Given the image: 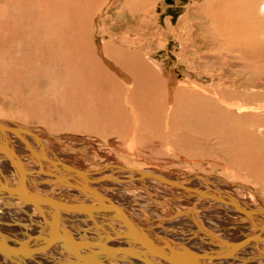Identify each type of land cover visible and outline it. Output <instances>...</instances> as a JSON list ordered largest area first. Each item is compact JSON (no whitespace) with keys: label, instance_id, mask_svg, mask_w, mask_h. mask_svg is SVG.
<instances>
[{"label":"bare ground","instance_id":"bare-ground-1","mask_svg":"<svg viewBox=\"0 0 264 264\" xmlns=\"http://www.w3.org/2000/svg\"><path fill=\"white\" fill-rule=\"evenodd\" d=\"M83 1L0 0V85L7 86V80L10 78L18 83H21L20 81L23 80L24 75L26 74L27 76L28 73L30 76L40 72H43L44 74L51 73L50 79L51 81H54V86L63 87L60 92L57 88L52 86V90L53 88L57 89V94L59 92L61 93L58 94L60 95V98L56 99L55 97L57 95L52 98H54V100L56 101L55 104H60L56 106H58V108L61 107L62 112L60 111L59 115L61 116L62 113V117L66 116L63 117L65 122H68L69 117H71L72 114L74 115L75 112L82 113L81 111L77 112V110H75L77 108L79 110V105H77V107L73 109V103H79L80 96H78L79 98L76 96V98H78L76 101L75 94L81 95L83 90L85 89L89 92V94H92V97L99 101V98L101 96H107V91L111 90L110 86L116 88L115 83L117 81L115 82V80L121 77L122 81L120 82L121 85L117 86L118 89L122 88L123 90H125L126 96L128 93H130L129 91H132L131 89H128L129 86L124 85L128 83V81H126L127 76H125L124 73L120 72L116 66L110 65L111 67L108 68V70H110L111 68L112 72H106V79L108 78V82H106L104 80L105 76L101 74L103 70L105 71V68L102 65L103 63H101L102 61L99 60L100 58L98 56L96 47H94V43L92 44V46L91 43H89L90 45H88V47H85L83 40L77 36L78 32L80 31L79 16L84 13L86 15L87 13L85 7H83L82 5V3H84ZM87 1L88 0H85L86 4ZM85 3L84 6L88 5L89 7V4L85 5ZM89 3L91 4L95 2L91 1ZM197 3H194L193 1V4H195V10L193 11L202 9V12L198 11V13H196L195 16L193 15L192 17L196 18V16H198L199 19L200 14H202L200 19L209 20L210 22V24L206 23V27L203 26L204 28H202L201 26V29H199V31L205 38L206 43L208 42V40L214 39L217 40L223 48H225L223 44H227L233 50H241L240 52L238 51V55L234 54V59L229 60H227L228 54H219L220 52L216 53L219 49H217V51L214 50V53L216 54L211 55L206 53L205 57L203 56L206 60L204 61L203 59V63H208L209 61V63L217 61L220 63V65L231 63L228 66L234 67L236 72H242L246 70L248 62L246 61L245 52H247L248 50L244 48L243 50L241 49L242 43L244 41L242 37L253 35L258 29L259 23L262 26L261 18L263 16L264 0H202L201 4L199 2ZM91 5L94 6V4ZM92 6L90 7L93 8ZM88 10L89 12H92V9L89 8ZM186 13H188V11ZM189 29L191 28L189 27ZM72 31H76V33L72 35ZM230 36L233 37L231 39L235 38L239 41L234 42L233 45H230V43L228 44L227 41L230 40L228 39ZM116 43H114L118 45L116 46V50L108 51L107 54H109L116 61V64L119 63V65L126 68V71L129 70L128 72L135 73L136 70L133 68L136 67V65H140L138 63L136 64L129 61V57L126 58L123 52V44H118L117 38ZM112 47L115 48L114 45ZM257 49L258 48H256L255 50ZM227 50H229V48ZM239 53H241L242 55ZM222 58H224L225 60L222 61ZM259 58L261 57H258V59H256L259 60ZM226 61H228V63ZM258 62L260 63V60ZM141 65L144 68L147 67L145 66V64ZM152 65L155 67L156 64ZM157 67L161 69L159 65H157ZM150 68L152 69V74L155 75L153 76L156 78L158 74V68ZM150 68L148 69L150 70ZM233 70L234 69H232V71ZM143 71L140 72L142 73ZM142 74L140 75L142 76ZM30 76L28 80L31 81L30 78L32 77ZM134 77H136V75H134ZM27 78L28 76L26 77V79ZM155 78L153 80H155ZM134 81H136V79ZM170 85L172 86V84H169V86ZM106 86L110 89H108ZM144 87L146 90L147 86ZM73 88L74 90H72ZM106 88L107 90H105ZM130 88H132L133 90L135 89L134 86H130ZM63 91H65V93H63ZM200 92L201 91H199V93ZM202 92L204 91L202 90ZM199 93L197 94V96L199 95ZM38 94L39 93L36 94L35 92V95ZM72 94H74V97L72 96ZM111 94L113 93L111 92ZM192 94L194 93L192 92ZM47 95L48 94L42 95V97L44 96L45 98H47ZM53 95L54 94L52 93L51 96ZM62 95L64 96L62 97ZM51 96L49 98H51ZM71 96L75 100L72 99L74 102L72 101L70 102V104H72L68 105L66 101H70ZM82 96H86V94L84 95L83 93ZM27 97L29 96L27 95ZM92 97H89L88 101L92 99ZM115 97L116 96H114V98ZM182 97L183 95L181 96V98ZM35 98L38 99V97ZM45 100L47 99H44V102ZM80 100H82L83 102L82 98H80ZM59 101H62L63 104L61 105ZM93 101L91 102L93 103ZM53 102L50 103L53 104ZM117 102L118 101H116V103ZM50 103L47 102V104ZM40 104L43 103L41 102ZM87 104L88 103H86V105ZM97 104L99 105V103ZM128 105L126 106L125 103L124 106H122L128 107ZM140 105L141 103L139 104V106ZM222 105L223 104H221L220 106ZM24 106H26V103ZM43 106H45V104ZM94 107L96 106L94 105ZM112 107H114V104H112ZM132 107H134L133 104ZM238 107H240V104ZM90 108H92L95 113L98 109L96 108L95 110V108L93 109V107L91 106ZM253 108L255 109L256 107ZM50 109L51 108H49V110ZM52 109L51 111H53ZM135 109L136 108L134 107V110ZM23 110L25 111L24 108L22 109V111ZM58 110L57 113H59ZM87 110L86 112H88ZM225 110L227 109L225 108ZM127 111L129 114V110ZM44 112L46 111H43L42 115H44ZM63 112H65L66 115H63L65 114ZM92 113L94 116V112ZM31 114L33 117V113ZM35 115L37 116L34 117L35 119L45 122L46 116H38L37 113ZM86 115L88 114L86 113ZM86 115H83V117H81L82 115H79L78 117L83 119ZM102 115L99 116L102 117ZM123 116H127L125 115V112L123 113ZM86 118L88 119V116H86ZM108 119L110 120L111 118ZM10 120H12V118L0 120L1 127L4 125V121L10 122ZM60 120L62 121V119ZM64 121H62V123ZM73 121L75 120L73 119ZM78 121L80 122V120ZM117 123L119 124L120 122ZM6 124L7 123H5V125ZM13 124L19 125L20 129L22 130L25 129L24 127H21V125L18 124V122H16L15 120H13ZM5 128L6 131H8V127L5 126ZM92 128L94 129V127ZM126 128H128V126ZM77 129H79V127ZM112 129L113 128L111 127L110 131H112ZM26 132L28 134V129L26 130ZM128 132L129 130L127 131V133ZM261 132L262 131H260V133ZM17 135L18 133H16V136ZM16 136L14 135L13 137ZM18 136L20 137V135ZM13 137L11 138V140H7L6 136H4L3 138L0 136V243L6 244L12 248H15L16 250H22L32 248L35 244L38 243L40 238L42 239L43 237L45 238L47 236H50L52 239H49L48 242H45L38 249L33 251V253L35 254L36 251H39L45 246L50 245V248L52 250H56L54 251V253L56 254H50L47 252V255L45 254L47 258L44 257V260L48 263L47 260H51L52 258L55 264L58 261H62L60 262L61 264H181L178 259L173 258L167 253L151 252L150 245H157L159 247L167 249L171 248V250L173 251H177L179 249V252H181V255H179V257L188 258L194 255V257L192 256V258L194 260L193 262L195 263L199 260L201 261V259H207L211 257L214 258H211L209 260H212L215 263L218 261H220V263H224L223 261L231 260V255L235 254L236 256L238 255L241 259L244 258V260L242 259L243 261H241L240 259V261L244 262V264H264V208L258 207L255 202L253 203V200L251 201L250 195V198L248 197V195H246V197L242 196V192H240V189H242L244 185H241V183H232L229 180H224L223 178L218 177L219 180H221V182L219 181L220 183L224 181L227 184H233V186H236L232 189L226 188L228 189L227 191L224 189L225 186H223L222 184L218 183L219 185H211L210 183H208V179H206L207 177H202L201 180L199 178L196 179L194 184H192L193 182L191 183V179L188 180L182 178V180L186 181L185 185L187 187H185L188 188L186 190L192 191V197H190L193 198V201L192 203H190L186 201L188 198L186 200L183 198L189 197L190 194L186 195L185 193H181L182 195H179L177 194V191L175 195L176 198L171 197L169 196V194L171 195L172 192H165L166 189L163 188L165 186L162 187L163 189H165L164 191L163 189H161V187L157 186L156 183L152 182L149 179V177L157 179L154 177L155 174L158 175V173L161 172L162 175V173H164L163 171L147 167L145 169H140V171L138 172H134L126 168L122 163H116L114 165L117 166H113V164L112 166H110L109 164V167L103 165V167H101V169L99 170H96V172L88 173L82 170V168L80 167L77 168L76 165L72 166L71 164H69V162L64 159L65 157L63 158V155L59 156L53 154L50 146L44 145V143L41 142L38 138H35L34 135L25 136L27 138L23 136L26 140L24 138H21L25 140V144L28 141V144L30 143V147H26L27 144L23 145L24 142L19 141L21 139L15 140L13 139ZM129 137L130 136H128V139ZM13 140L15 142H13ZM3 148H5L6 150ZM42 149H44L45 151ZM263 164L261 163V165ZM106 167H108V170L104 171ZM125 175L128 177H126ZM177 176L181 177L179 175ZM123 177L127 179L124 180ZM172 177L174 178L175 176ZM119 178H122L124 181L120 183L118 181ZM123 184L124 187L128 186V188H130V190H127L128 188L123 189L122 192L126 190V194H121L120 187H122ZM262 187L264 190V186ZM133 188L136 190H140L141 192L135 191ZM234 188H236L237 191L234 190ZM243 189L247 190V192L251 191L252 194L254 193L256 195L255 191H253L250 187H244ZM170 190H172V188ZM229 190H231L233 193L229 192ZM131 191L134 193L133 195L136 196L137 194L136 197L140 202L134 199ZM77 193L82 194V199H79V196L76 195ZM119 194L123 196H120ZM139 194H142V196ZM43 195L47 196L46 198L48 199V205L50 204L49 207L52 208L50 218L45 219L44 217V219H42L39 215L40 217L39 219H37H41L40 223H32L31 225H27V223L25 224L24 222L27 221V219H22L23 221L25 220L24 222L21 220V218H23L26 213L25 211H29L28 215L29 213L34 214V211H36L33 207V205L35 204L34 199L38 198L39 200H42L44 199ZM63 195L65 196V198ZM121 197H127V199L125 198V200H130V202L123 201ZM144 200L148 202L146 203ZM191 204H195V208L191 206ZM76 206H79V208L82 207V210L76 209ZM112 206L114 208H112ZM23 207H25V211ZM21 210L24 212H21ZM22 213L24 214L22 215ZM8 214L12 216V220L14 222L16 221V226L14 229L11 228L8 220L5 218H9ZM212 216L214 218H212ZM79 220L83 221L80 222ZM210 224L217 227L219 226V228L221 229L225 228V230L223 232H220L221 229L219 230L213 228V226H210ZM29 231L33 232L29 234ZM227 234L232 236L235 235V237L237 238L230 239L228 238ZM66 238H69L70 241H72V245H70L69 241L65 240ZM241 243L246 244L241 245ZM233 244L240 245L234 246V250L229 252L230 254H225L227 256L222 255L223 253L228 251V249ZM69 251L70 256L69 254L67 255ZM38 253L41 255L40 251ZM62 253H64L65 255ZM215 253L216 255H214ZM0 255H3L2 257L6 256V258L8 259L15 257L17 258V256L8 255L1 250ZM198 255L201 257H199ZM66 256L68 257V260H71L68 261L66 259ZM176 257L178 258V256ZM62 259H66L67 261ZM210 262L211 261H209V264ZM214 262H211V264H214Z\"/></svg>","mask_w":264,"mask_h":264},{"label":"rangeland","instance_id":"rangeland-1","mask_svg":"<svg viewBox=\"0 0 264 264\" xmlns=\"http://www.w3.org/2000/svg\"><path fill=\"white\" fill-rule=\"evenodd\" d=\"M88 1L95 2L91 3L94 4V6H92ZM88 1L87 4H89V7L85 3V0L83 2L87 6H84V3H82L87 13L86 15L84 13L79 16L80 31L78 32L77 36L83 40L85 47H88V45H90L89 43H91V46L94 43V47H96L98 56L100 58L99 60L102 61L101 63H103L102 65L105 68V71L103 70L105 74L103 73V71L101 73L103 76H105L104 80L108 82V78L106 79V72H112V69L110 68V71L108 70V68L111 66H116L120 72L124 73L125 76H127L126 81H128V83L124 85L129 86L128 89H131L133 92L129 91L130 93L127 94V97L125 94V90H123L122 88L118 89L117 86L121 85V77L115 80V82L117 81L115 83L116 88L110 86L111 90L107 91V96H101L99 98V101L92 97V94H89V92L85 89L83 90L82 94L84 93V95L86 94V96H89L86 97L82 96V94H75V99L77 101V99L79 98L78 96H80V98L83 99V102L87 101L86 103L89 104H87L89 107L85 102L84 104L79 98L80 104L75 101L76 103H73L75 105H73V109H75L77 105H79V110L78 108L75 110H77V112H82H78L80 116L82 115L81 117H83V115H86L87 113L88 115L86 116H88V119L86 118V116H84L85 118L83 119L78 117V113L75 112L74 115L72 114L71 116L73 118L69 117L68 123L65 122L63 118L66 116L62 117V113L61 116L59 115L60 111L62 112V110L61 107L58 108V106L56 105L60 104H55L56 101L54 100V98H52L56 95V99L60 98V95L58 94L61 92L63 87L54 86V81H51L50 79L51 73L44 74L43 72H40L31 76L28 73L27 79L26 74L24 75V77L22 76L23 80L20 81L21 83H18L10 78L7 80V86L0 85V120H5L8 118H12V120H10V122H3L4 125L5 123H7L5 126L8 127V131H6V128L3 125L0 128V136L2 138L6 136L7 140H11V138L14 135L16 136V133H18L20 137L18 135V137H13V139L18 140L24 138L27 135H34V137L38 138L41 142L44 143V145L50 146L53 154L59 156L63 155V158L65 157L64 159L68 161L69 164H71L72 166L76 165L77 168L80 167L82 168V170L88 173L96 172V170L101 169L103 165L109 167V164L110 166H112L113 164V166H117L114 165L116 163H122L126 168L134 172H138L140 171V169H145L147 167L163 171L164 173H162V175L161 172L158 173V175L155 174L154 177L157 179L151 177H149V179L152 182L156 183L157 186L161 187V189L165 188L166 191L165 189H163L165 192H172L171 195L169 194V196L175 198L177 191V194L179 195L185 193L186 195L190 194L189 197H192V191L186 190L188 189L185 185L186 181L182 180V178L188 180L191 179V183L193 182L192 184H194L196 179L199 178L201 180L202 177H207L206 179H208V183H210L211 185H216L218 183L222 184L223 186H225L224 189L227 191L228 189L236 187L233 186V184H227L224 181L220 183L221 180H219V178H223L224 180H229L232 183H241V185H244V187H250L253 191H255L256 195L254 193L252 194L251 191H249L250 193L247 192V190L243 189L244 187H242V189H240L241 191H239L242 192L241 194L244 197L248 195V197L250 198L251 196V201L253 200V203L255 202L258 207L264 208V190L262 187L264 186V10L263 16L261 18L262 26L259 23L258 29L253 35L242 37L244 41L242 43L241 49L243 50L244 48L248 50L247 52H245L248 66L246 70L242 72H236L234 67L228 66L231 63L225 65H220V63L217 61L211 63H209L210 61L208 63H203V59L206 53L211 55L219 52V54L223 55L228 54L227 60H229L234 59L235 55H238V51L240 52L241 50H233L227 44H223V46L225 47L223 48L218 43V41L214 39L208 40V42L206 43L205 38L203 37L199 29H201V26L202 28L206 27V23L210 24L209 20L200 19L202 14H200L199 19L198 16H196V18L192 17L193 15L195 16L198 11L202 10L199 9L198 11H193L195 10V4H193V1L194 3L199 2L201 4L202 0H172L173 2L171 1L169 3L166 2V0ZM90 6H92L93 8H91ZM87 8L92 9V12H89ZM187 11L188 13H186ZM189 27L191 29H189ZM82 32L84 35L82 34ZM75 33L76 31H72V35H74ZM116 38L118 44H123V46H121L123 47V52L126 58L129 57V61L136 64L138 63L140 65H136V67L133 68L136 70L135 73L138 74H135L134 72H131V74L130 72H128L129 70L126 71V68L119 65V63L116 64V61L109 54H107L108 51L116 50V46H118L116 45ZM231 38L233 37L230 36L228 38L230 40L227 41V43H230V45H233L234 42L239 41L235 38ZM113 42L116 44H114ZM113 45L115 46V48L112 47ZM228 48L229 50H227ZM256 48L258 49L255 50ZM217 49H219L220 51H217ZM214 50H216L217 52L214 53ZM252 51H255L256 53H253ZM258 57H261L259 58L260 63L258 62L259 60H257ZM222 59V61L225 60L224 58ZM204 61L206 60L204 59ZM226 62L228 63V61ZM141 64H145V66L147 67L144 68ZM152 64H156L155 67ZM157 65H159L161 69H159ZM150 67L154 69L158 68L157 73L159 75L157 74L156 78L154 77L155 75L152 74V69ZM148 68H150V70ZM232 69L234 70L232 71ZM140 71H143V74ZM144 72L146 77L144 75ZM133 73L134 75H136V77H134ZM140 74H142V76L144 77H142ZM29 76L32 77L30 78L31 81L28 80ZM36 76L39 80L36 78ZM153 77L155 78V80H153ZM135 79L136 81H134ZM169 84H172V86H169ZM52 86L57 88L60 92L57 94V89L53 88L52 90ZM130 86H134L135 89L133 90L132 88H130ZM144 86H147L146 90ZM107 88L110 89L109 87ZM107 88L105 90H107ZM47 89L49 92L47 91ZM72 90H74V88ZM202 90L204 92H202ZM31 91L34 95L31 93ZM199 91L201 92L199 93ZM35 92L36 94H39L35 95ZM111 92L113 94H111ZM192 92L194 94H192ZM43 93L48 94V97H42V95H45ZM52 93L54 94L53 96H51ZM63 93H65V91H63ZM198 93L199 98L197 96ZM49 94L51 98H49ZM27 95L29 97H27ZM182 95L183 97L181 98ZM63 96L64 95H62V97ZM72 96L74 97V94H72ZM72 96L70 101H66L68 105H71L72 103L70 104V102L75 100L74 98H72ZM76 96L78 98H76ZM114 96H116L117 98H114ZM35 97H38V99ZM89 97H92V99L88 101ZM44 99L47 100H45L44 102ZM30 100L32 103L30 102ZM46 101L49 103H52L53 101L55 102H53V105L51 103L47 104ZM91 101H93V103ZM116 101L118 102L116 103ZM41 102L43 104H40ZM25 103L26 106H24ZM59 103H61V105L63 104L62 101H59ZM97 103H99V105ZM110 103L114 104V107H112V104ZM123 103H126V106L129 104L128 107L125 106L127 109L123 107ZM138 103H141V105L139 106ZM44 104L45 106H43ZM132 104L136 108L135 110L134 107H132ZM221 104L223 105L220 106ZM239 104L240 107H238ZM49 105L53 106L51 107ZM94 105L96 107H94ZM39 106L41 109L39 108ZM48 106L51 109L53 108V111H51V109L49 110ZM90 106L93 107V109L95 108V110L96 108H98L97 110L100 111L96 110L95 113V111H93ZM253 107L256 108L254 109ZM21 108H24L25 111H22ZM122 108L125 110H123ZM225 108L227 110H225ZM42 110L46 111L43 113L44 115H42ZM57 110L59 113H57ZM86 110L88 112H86ZM103 110H105L106 112ZM122 110L123 113L125 112V115L127 116H123ZM127 110H129L130 116ZM92 112H94V116ZM31 113H33V117ZM36 113L38 116H46L45 122L35 119L34 117L36 116ZM133 113L135 116L133 115ZM109 114L113 117H110ZM63 115H66V113ZM99 115H102V117ZM108 118L111 119L109 120ZM60 119L64 121V124ZM73 119L75 121H73ZM13 120L18 122V124H20L21 127H24L25 129L22 130L20 129L19 125L13 124ZM78 120H80V122ZM117 122H120L121 124H118ZM128 124H130L131 126ZM127 126L128 128H126ZM78 127L79 129H77ZM92 127H94V129ZM111 127L113 128L112 131H110ZM27 129L29 131L28 134L26 132ZM128 130L130 132V135L129 132L127 133ZM260 131H262V134L260 133ZM128 136H130L129 139ZM25 140L21 139L19 141H23V145L27 144L26 147H30V143L28 144L27 141L25 144ZM13 142L15 141L13 140ZM260 142L263 143L261 144ZM261 163L263 165H261ZM108 167H106L104 171H107ZM177 175L181 177H178ZM172 176L175 177L173 178ZM213 176L216 178H214ZM213 178L216 180V182ZM123 179L125 180L127 178L123 177ZM123 179L119 178L118 181L121 183L124 181ZM168 185L171 187H169ZM127 188L128 186L124 187L123 184V186L120 187L121 194H126V190L124 191L125 193L122 191L123 189ZM171 188L172 190H170ZM127 190H130V188H128ZM134 190L141 192L140 190ZM234 190H236V188H234ZM229 192L232 191L229 190ZM121 194L119 195L123 196ZM133 194L134 193L132 192V195ZM76 195L79 196V199H82V194L77 193ZM139 195L142 196V194ZM136 196L133 195L134 199L139 201ZM46 197L47 196L43 195L44 199L41 200V203H43V205H38V203L37 205L35 203V206L33 205L34 209L36 210L34 211V214L29 213L28 215L29 211L26 210L25 207H23L24 211L26 210V213L24 217L22 216L23 218H21V220L24 218L25 220L27 219V221L24 220L25 222L22 220L25 224L27 223V225H31L32 223H40L41 219L38 220L40 216L42 219H44V217L45 219L50 218L52 208L49 207L50 204L48 205V199ZM189 197L183 198L185 200L188 198L189 201L188 199L186 201L192 203L193 198L190 197V199ZM121 198L123 199V201L130 202V200H125V198L127 199V197ZM145 202L147 203L148 201ZM194 205L195 204H191V206L193 207ZM75 208L80 210L82 207L79 208V206H76ZM112 208L114 207L112 206ZM24 211L21 210V212ZM36 212L38 213V215ZM23 214L24 213H22V215ZM8 216L9 218H5L8 220L11 228L14 229L16 226V221L14 222L12 220V216L10 214H8ZM212 218L214 217L212 216ZM79 221L81 222L83 220ZM210 226L213 225L210 224ZM213 228L219 230L221 229L219 228V226H213ZM224 230L225 228H222L220 232H223ZM32 232L33 231H29V234H31ZM227 236L230 239L237 238L235 237V235L232 236L227 234ZM48 246L42 248L43 250H39L41 252V255L38 253L39 251H36L37 253L35 252L36 255L31 252L30 254L25 255L26 257L22 256L11 259L6 258V256L2 257L3 255H0V257H2L0 258V264H23V262L24 264H55L52 258L51 260H47L48 263L44 260V257L47 258V256H45V254L47 255V252L50 254H56L54 253V251L56 250H52L50 248V245ZM177 251L180 250L178 249ZM68 254L70 256V251L67 253V255ZM214 255H216V253ZM234 255L235 254L231 255V260L223 261L224 263H220V261L215 263L214 261L209 260L212 257L201 259L202 262L200 260L198 262L200 264H202L203 262L205 264H209V261H211L212 263L214 262V264H244V262H241L244 260V258H242V260L238 255H235L236 257ZM66 259L68 260V257ZM70 260L71 259H69L68 261ZM60 262L58 261L56 264H61ZM198 262L193 263L199 264Z\"/></svg>","mask_w":264,"mask_h":264},{"label":"water","instance_id":"water-1","mask_svg":"<svg viewBox=\"0 0 264 264\" xmlns=\"http://www.w3.org/2000/svg\"><path fill=\"white\" fill-rule=\"evenodd\" d=\"M166 2H171V0H166ZM0 127H1V125H0ZM3 149H5V148H3ZM2 149V150H3ZM6 150V149H5ZM148 174V173H147ZM146 174V175H147ZM21 180V179H20ZM34 202L37 204L38 203V205L39 204H43V203H41V200H39L38 198H35L34 199ZM57 226V225H56ZM49 239H52L50 236H47V237H43L42 239L40 238L39 239V241H38V243L37 244H35L32 248H29V249H22V250H16L15 248H12V247H10V246H8V245H6V244H3V243H0V250L2 251V252H4V253H6V254H8V255H11V256H17V257H22V256H24V255H28L29 253H31V252H33V251H35L36 249H38L41 245H43L45 242H48V240ZM66 241H69L70 242V245H72V241H70V239L69 238H66L65 239ZM243 244H246V243H241V245H243ZM240 244H233L229 249H228V251H226L225 253H223L222 255H225V254H227V253H229V252H231V251H233L234 250V246H239ZM150 248H151V252H155V253H167L168 255H170V256H172L173 258H176V259H178V261H180V263L181 264H192V262L194 261L193 260V258H192V256L194 257V255H192V256H190V257H188V258H186V257H179V255H181L180 253L181 252H179V251H173V250H171V248H169V249H167V248H163V247H159V246H157V245H150ZM171 252V253H170ZM176 256H178V258L176 257ZM196 256V255H195ZM199 256V255H198ZM199 257H201V256H199ZM212 258H214V257H212Z\"/></svg>","mask_w":264,"mask_h":264}]
</instances>
